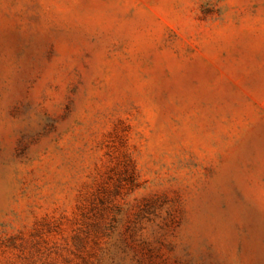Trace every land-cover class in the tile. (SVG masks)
I'll return each mask as SVG.
<instances>
[{"label": "rangeland", "instance_id": "rangeland-1", "mask_svg": "<svg viewBox=\"0 0 264 264\" xmlns=\"http://www.w3.org/2000/svg\"><path fill=\"white\" fill-rule=\"evenodd\" d=\"M0 264H264V0H0Z\"/></svg>", "mask_w": 264, "mask_h": 264}]
</instances>
